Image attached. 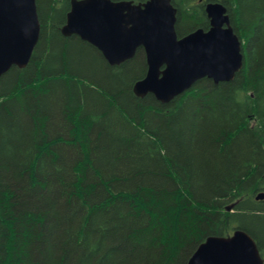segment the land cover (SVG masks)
Returning <instances> with one entry per match:
<instances>
[{"label":"trees","instance_id":"obj_1","mask_svg":"<svg viewBox=\"0 0 264 264\" xmlns=\"http://www.w3.org/2000/svg\"><path fill=\"white\" fill-rule=\"evenodd\" d=\"M219 1L243 67L160 103L132 91L141 48L110 66L61 34L70 0H35L30 59L0 77V264H186L235 229L264 258V0ZM171 2L178 37L209 27Z\"/></svg>","mask_w":264,"mask_h":264},{"label":"water","instance_id":"obj_2","mask_svg":"<svg viewBox=\"0 0 264 264\" xmlns=\"http://www.w3.org/2000/svg\"><path fill=\"white\" fill-rule=\"evenodd\" d=\"M209 28L178 37L176 8L171 0H70L63 36L75 35L95 47L110 66L144 52L146 73L133 85L137 97L151 94L168 103L202 78L214 84L230 81L243 66L241 41L230 25L225 6L205 4ZM40 24L35 0H0V77L11 66L27 65ZM264 199V192L256 195ZM186 264H263L250 234L210 235Z\"/></svg>","mask_w":264,"mask_h":264},{"label":"bare ground","instance_id":"obj_3","mask_svg":"<svg viewBox=\"0 0 264 264\" xmlns=\"http://www.w3.org/2000/svg\"><path fill=\"white\" fill-rule=\"evenodd\" d=\"M232 27V26H231ZM235 33V32H234ZM237 35V34H236ZM238 36V35H237ZM239 38V37H238ZM240 39V38H239ZM241 41V40H240ZM241 44H242V41H241ZM243 55V53H242ZM243 62H244V56H243ZM243 67V66H242ZM257 193V192H256ZM255 194V193H254ZM260 252V251H259Z\"/></svg>","mask_w":264,"mask_h":264}]
</instances>
